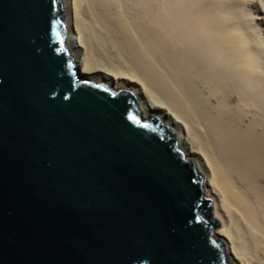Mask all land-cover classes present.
Listing matches in <instances>:
<instances>
[{
  "label": "water",
  "instance_id": "95a60500",
  "mask_svg": "<svg viewBox=\"0 0 264 264\" xmlns=\"http://www.w3.org/2000/svg\"><path fill=\"white\" fill-rule=\"evenodd\" d=\"M55 6L0 0V264H232L172 133L74 74Z\"/></svg>",
  "mask_w": 264,
  "mask_h": 264
},
{
  "label": "bare ground",
  "instance_id": "6f19581e",
  "mask_svg": "<svg viewBox=\"0 0 264 264\" xmlns=\"http://www.w3.org/2000/svg\"><path fill=\"white\" fill-rule=\"evenodd\" d=\"M74 74L128 88L201 174L232 264H264V41L224 0H64ZM261 42V41H260Z\"/></svg>",
  "mask_w": 264,
  "mask_h": 264
},
{
  "label": "snow or ice",
  "instance_id": "6c2138e0",
  "mask_svg": "<svg viewBox=\"0 0 264 264\" xmlns=\"http://www.w3.org/2000/svg\"><path fill=\"white\" fill-rule=\"evenodd\" d=\"M55 2V0H51ZM236 16L264 35V0H224Z\"/></svg>",
  "mask_w": 264,
  "mask_h": 264
},
{
  "label": "rangeland",
  "instance_id": "374dc122",
  "mask_svg": "<svg viewBox=\"0 0 264 264\" xmlns=\"http://www.w3.org/2000/svg\"><path fill=\"white\" fill-rule=\"evenodd\" d=\"M58 3H59V8H60V13H61V20H62V23H63V33H62V40H63V48H64V51H65V53H66V55H67V57L71 60V62H72V64H73V67H74V65H75V60H74V58H73V56H71L70 54H69V52H68V50H67V48H66V46H65V44H64V38H65V36L67 35V33H68V29H67V22H66V18H65V16H64V12H65V6H64V0H58ZM231 15L232 16H234V17H237L236 16V14L234 13V12H232L231 13ZM257 32V34H258V37H257V41L259 42V43H262L263 41H264V35H261V33H259L258 31H256ZM263 40V41H262ZM261 41V42H260ZM96 83H98V84H100V85H104V86H107L106 84H104L103 82H98V81H95ZM117 89H121V90H124V91H126L129 95H131L132 97H133V99L135 100V102H136V105L138 106V107H140V103H141V101L136 97V95L135 94H133L128 88H126V87H119V88H117ZM155 117V116H154ZM156 118H158L159 120H161L163 123H164V120L163 119H161V118H159V117H156ZM172 135L174 136V138L176 139V141H177V144H178V146H179V143H178V137L176 136V134L175 133H172ZM180 148V147H179ZM180 150H181V152L183 153V155H184V152H183V150L180 148ZM185 156V155H184ZM191 164H192V166H193V168L195 169V167H194V162H193V160H191V159H189V158H187V157H185ZM195 172H196V176H197V178H198V185H199V187H200V182H201V174H199L196 170H195ZM208 198V200H209V204H210V207H211V200H210V198L209 197H207ZM217 226L219 227V223L217 222Z\"/></svg>",
  "mask_w": 264,
  "mask_h": 264
},
{
  "label": "trees",
  "instance_id": "16d2710c",
  "mask_svg": "<svg viewBox=\"0 0 264 264\" xmlns=\"http://www.w3.org/2000/svg\"><path fill=\"white\" fill-rule=\"evenodd\" d=\"M54 18L56 20V22L60 25V32L61 34L63 33V23L61 22V20L59 19V11H58V7L55 6L54 8ZM95 87H98L100 88L101 90L103 91H107L106 88L102 87L101 85H97V84H91ZM116 95H119L121 97L123 96H126V93L124 91H119V92H116L114 93ZM126 98H128L127 102H128V105H129V109L130 111L133 113L135 119L137 120V115H136V110H135V107H134V104H133V101L131 99H129V97L126 96ZM142 125L144 126H152L153 127V130L155 132V134L161 138H164L166 139L167 141L170 142L172 148H173V144H174V140L172 139H169L167 138L164 133H163V126L161 125L160 121L158 120H155V119H150L148 121H146L145 123H142ZM175 154L179 157V159L184 163L186 164L187 166H191L190 162L189 161H184L182 160L180 154L178 152L175 151ZM195 179V182H198V178H194ZM201 214L203 215V211L201 212Z\"/></svg>",
  "mask_w": 264,
  "mask_h": 264
}]
</instances>
